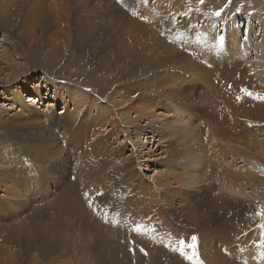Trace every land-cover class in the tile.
<instances>
[{
	"label": "rangeland",
	"instance_id": "1",
	"mask_svg": "<svg viewBox=\"0 0 264 264\" xmlns=\"http://www.w3.org/2000/svg\"><path fill=\"white\" fill-rule=\"evenodd\" d=\"M261 26L264 0H0V264H264V100L242 91L264 96ZM158 100L163 154L134 131ZM110 103L135 128L107 140Z\"/></svg>",
	"mask_w": 264,
	"mask_h": 264
},
{
	"label": "bare ground",
	"instance_id": "2",
	"mask_svg": "<svg viewBox=\"0 0 264 264\" xmlns=\"http://www.w3.org/2000/svg\"><path fill=\"white\" fill-rule=\"evenodd\" d=\"M258 31H259V34L262 36V38H263V36H264V32L262 33V31H263V26H261V29L259 28L258 29ZM248 32H250V30L249 29H247L246 30V32H245V34H244V40H243V43L244 44H242L243 46H250V47H252V46H259L257 43H251V41L249 40V38H250V36H249V33ZM262 40V39H261ZM261 40L259 41V42H261ZM229 43H231V44H235V43H239V41L237 40V38H235L234 37V35L232 36V38H231V40H230V42ZM241 43V42H240ZM239 43V44H240ZM261 45V44H260ZM237 47H238V45H236ZM260 47V46H259ZM254 48V47H253ZM244 49V48H243ZM245 50V49H244ZM247 50V49H246ZM259 51V50H258ZM243 53V52H242ZM241 53V54H242ZM251 53V52H250ZM240 54V55H241ZM252 54V53H251ZM257 55V54H256ZM263 58H264V56H263ZM188 63V62H187ZM218 71V70H217ZM254 72H255V74H254V80H256L255 82H254V80H252V81H250V79H248L249 81H247V82H250V86L252 85L254 88L255 87H257V85H259L260 84V86H262V85H264V68H261V67H255V69H254ZM217 73V75H218V73L219 72H216ZM227 78V77H226ZM27 80V82H24L22 85L24 86H21V89H20V91L21 92H23L22 93V95L21 96H24L25 94H24V92L25 93H29V92H32L33 90H34V88L32 89V88H25V87H30V85H31V83L29 82V80H31V77L29 78V79H26ZM104 81H106V79H104ZM244 81V82H243ZM257 82V83H256ZM106 83H108V84H110L111 83V81L109 80V79H107V81H106ZM242 83H245V80L243 79L242 80V82H241V84ZM253 83V84H252ZM262 84V85H261ZM244 85V84H243ZM0 86H3V82H0ZM53 86V88H55L53 91H54V101L56 102V104L55 105H58L59 103H61L62 101H63V96L65 95V96H68V94H66L64 91H58V89H60V88H63V86H61V85H57V84H53L52 85ZM33 87H35V84L33 85ZM262 87H264V86H262ZM36 88V87H35ZM37 89V92L39 91V89L38 88H36ZM258 89V88H257ZM238 90V89H237ZM90 91H91V89H90ZM104 90H100L99 88H98V86H96V88L95 89H92V93L89 95V96H87V95H82L79 91L78 92H76V91H74L73 90V92H75V94H76V96H75V98H76V100H78V104H82L83 103V101L84 100H86V101H91V102H93V100H96V99H98V98H102L104 95H102V94H104L105 93V91L103 92ZM111 93L113 94V95H116V91L115 90H112L111 91ZM229 93H231V92H229ZM239 93V92H238ZM233 94V93H232ZM238 95V94H237ZM26 96V95H25ZM27 97H29V96H27ZM82 97H84V99H80V98H82ZM117 99V98H116ZM116 99H114V100H116ZM10 100V99H9ZM104 100V99H103ZM72 101H73V103L75 102L74 101V99H72ZM89 101V102H90ZM26 102V101H25ZM77 102V101H76ZM118 101H116L115 103H117ZM19 103H20V107H17V108H20V110L19 111H23L24 110V108H25V106L24 105H26V104H24V103H22V101H21V99H19ZM64 103V105L65 106H68L69 104H72L73 105V103H66V102H63ZM109 103V102H108ZM157 104H159V106H160V109L157 111H153V112H150L149 110V108H148V106L149 105H151V102H148V103H144L143 104V106H147V107H143V108H139V110H138V112H137V110L135 109V113H136V115L138 114V118H140V120H141V124L143 125V126H140V127H137L134 131H136V134L138 135V134H140V135H144V137H145V139L148 141L149 140V142H151L152 141V144H154L155 142H156V147H155V149L154 148H150L149 149V151H141V150H143V146H141L140 144H143L141 141H139L138 142V140L134 143V146H132L134 149H132L131 150V156L133 157V156H135V153H136V158H138V159H142V157H143V154H148L149 152H152V151H150V150H153L154 149V151L157 149V150H162L161 151V153L160 154H163V152H164V150H163V148H161V147H166L165 146V142H166V140L167 141H169V139L167 138V137H164V134H167V135H169V134H173L174 133V128L176 129V124L174 125V123L172 122V121H170L169 119H171L172 118V116L173 117H178V115L176 114V113H173V112H170L169 110L170 109H168V108H164V107H161V106H163V102L161 101V100H158L157 102H156ZM97 103H96V101H95V103L93 102L92 104H91V106H94V107H100V105L99 106H97L96 105ZM122 104H117V106H121ZM233 106V105H232ZM115 106H113V105H111V103L109 104V107L107 108V110L106 109H103V112L102 113H99L100 115H101V118H100V120H98L97 121V127H98V130H100V129H102V130H107V137H105L107 140H108V138H116L117 137V135L116 134H118V132H120L121 131V129H124V130H126V131H131V132H133V128H135V124L132 122V120H131V114H130V112H126L125 113V117H126V120H127V122H125L124 121V126H123V128H118V122H117V120H116V117H115V114H116V112H114V108ZM171 107V106H170ZM75 108V107H74ZM125 108V107H124ZM123 108V109H124ZM151 110H154V107L151 109ZM54 111V108H52V107H49V108H47L46 110H45V112L44 113H46V114H48V115H50V114H52V112ZM67 112H68V110L67 109H65L64 110V112H62L61 114L59 113L58 114V116H60V117H57V120H59V121H64L65 119H67L68 118V116H67ZM113 112V113H112ZM157 112H159V113H157ZM179 113L181 114L182 112L181 111H179ZM248 113V112H247ZM69 114H70V112H69ZM159 114H161V115H159ZM147 117H150V118H148L147 119ZM169 117V118H168ZM132 118H135V117H132ZM168 118V119H167ZM72 122L69 124L70 125V127H74V126H77L76 125V122H77V118L75 117V118H73L72 120H71ZM145 122V124H143ZM88 128H89V125H88ZM256 128V127H255ZM182 129V128H181ZM89 130H90V128H89ZM122 133H123V131H121ZM127 132V133H128ZM98 133H100V132H97V133H95V134H98ZM102 135V134H101ZM193 137V136H192ZM192 137H191V140H190V143H189V148H190V146H191V143H192ZM97 139V136L96 137H94V140H96ZM144 139V138H143ZM111 147V149L113 150L114 149V151H113V153L112 154H115L118 158H114V159H116L117 161H119V162H121V163H123L124 162V158H123V152L124 151H122V149H121V146H120V148H115L114 146H110ZM123 147V146H122ZM124 149V148H123ZM125 150V149H124ZM137 150H139V151H137ZM144 152V153H143ZM224 154V153H223ZM153 156H156V154H153ZM153 156H147L148 158H149V160H150V157H153ZM131 157V158H132ZM145 157V156H144ZM135 158V159H136ZM160 159H163V157H160ZM115 161V160H114ZM116 162V161H115ZM126 162V161H125ZM130 162V161H129ZM224 167V166H223ZM170 170L171 169H166L164 172H163V174L160 176V177H153V181H154V184L156 185V186H164L165 188L167 187V185H168V181H169V179H172V180H176L177 179V177H176V175H174V174H169L168 175V173L170 172ZM214 170V169H213ZM156 173H157V171H156ZM215 173V172H214ZM217 174H218V172H217ZM168 175V176H167ZM196 175H198V174H196ZM209 175V174H208ZM211 175V174H210ZM218 175H220V174H218ZM217 176V175H216ZM207 177V176H206ZM217 178H219V177H217ZM244 182V181H243ZM64 233V232H63ZM64 241V240H63ZM8 259H12L13 260V257H8ZM7 261V260H6ZM9 261V260H8ZM2 263V262H1Z\"/></svg>",
	"mask_w": 264,
	"mask_h": 264
},
{
	"label": "snow or ice",
	"instance_id": "3",
	"mask_svg": "<svg viewBox=\"0 0 264 264\" xmlns=\"http://www.w3.org/2000/svg\"><path fill=\"white\" fill-rule=\"evenodd\" d=\"M201 3H203V0H201ZM221 11H223V9H221L220 11H217L215 14H216L217 16H219V15H220V13H221ZM242 91H244L246 95L255 96V98H258V99L264 100V96H256V95H255V94H253V93H249V92H247V90H246V89H244V90H242ZM238 99H239V97H238ZM136 230H137V231H139V230H140V228H139V227H137V229H136ZM195 239H196L195 237H192L193 244H192V245H189V247H194V246H195V244H194V242H195Z\"/></svg>",
	"mask_w": 264,
	"mask_h": 264
}]
</instances>
